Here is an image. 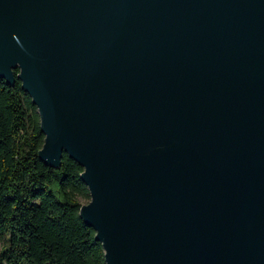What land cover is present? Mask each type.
<instances>
[{"label": "water", "instance_id": "obj_1", "mask_svg": "<svg viewBox=\"0 0 264 264\" xmlns=\"http://www.w3.org/2000/svg\"><path fill=\"white\" fill-rule=\"evenodd\" d=\"M15 77L105 264H264V0H0Z\"/></svg>", "mask_w": 264, "mask_h": 264}, {"label": "trees", "instance_id": "obj_2", "mask_svg": "<svg viewBox=\"0 0 264 264\" xmlns=\"http://www.w3.org/2000/svg\"><path fill=\"white\" fill-rule=\"evenodd\" d=\"M42 140L20 81L0 78V264H105L78 215L89 199L82 167L64 152L57 167L44 164L36 154Z\"/></svg>", "mask_w": 264, "mask_h": 264}]
</instances>
